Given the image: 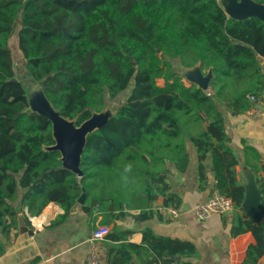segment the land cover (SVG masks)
<instances>
[{"label": "trees", "instance_id": "obj_1", "mask_svg": "<svg viewBox=\"0 0 264 264\" xmlns=\"http://www.w3.org/2000/svg\"><path fill=\"white\" fill-rule=\"evenodd\" d=\"M14 35L30 77L76 126L127 93L114 116L87 137L80 178L63 167L59 151L49 150L56 144L52 123L30 111L10 49ZM174 60L185 68L212 69L211 90L186 85ZM263 61L264 23L230 19L218 0H0V258L19 227L20 208L36 217L56 202L64 211L58 224L83 191L85 204L96 209L91 218L114 225L106 237V264H137L146 248L158 264L194 257L193 244L155 236L151 229L143 231L141 245L130 243L132 231L118 221L130 210H140L135 219L145 221L161 217L159 209L181 205L168 178L170 165L187 170L188 141L200 170L211 155L215 190L241 209L245 188L221 107L239 115L250 108L248 96L262 95ZM245 157L258 171L250 161H259L256 150L246 147ZM243 232L256 239L244 264H257L264 255V222L236 215L232 235Z\"/></svg>", "mask_w": 264, "mask_h": 264}, {"label": "crops", "instance_id": "obj_2", "mask_svg": "<svg viewBox=\"0 0 264 264\" xmlns=\"http://www.w3.org/2000/svg\"><path fill=\"white\" fill-rule=\"evenodd\" d=\"M264 65V61H263ZM264 73V70H263ZM189 85V83H187ZM259 106L262 113L252 118L245 113L234 115L230 110L221 107L224 117V130L237 165L234 167L239 182L247 191L259 192L260 182L264 179L261 174V163L264 160V91L259 97ZM246 147L256 150L259 161L250 159L251 164L258 167V171L246 164ZM189 165L185 172H178L170 165V193L181 199V215L173 219L170 215L161 213L150 220L138 221L135 219L140 210H130L128 216L118 221L123 230H130V243L141 245L143 231L151 229L155 236L171 238L188 242L195 246L196 255L192 258L174 257L172 264H244L249 246L256 244L252 232H243L232 235V228L236 215L250 219L242 209H237L227 215L214 214L206 220H199L193 212L196 204L207 200L215 191V178L212 171V158L208 154L200 170L201 162L196 149L190 141L187 143ZM203 177V179H202ZM201 179L203 181H201ZM22 196V191L19 195ZM53 203V204H51ZM53 208L52 215L43 224L37 225L27 208H20L18 216L19 227L12 231L6 242V253L0 258V264H87L88 238L91 232L100 225L101 217L94 221L90 215L82 211L70 213L65 221L55 224L58 217L64 214L60 205L50 202ZM159 205L162 202H158ZM244 204V203H243ZM50 205V206H51ZM243 207V205H242ZM170 208V207H169ZM45 209V208H44ZM44 211V210H43ZM96 215V209L92 210ZM28 217L29 223L22 217ZM264 222V219L262 220ZM110 233L114 225H107ZM107 239L100 250L101 264H106ZM143 251L136 256L137 264H158L151 261L149 252ZM177 258H179L177 260ZM161 264V263H159ZM257 264H264V255Z\"/></svg>", "mask_w": 264, "mask_h": 264}, {"label": "water", "instance_id": "obj_3", "mask_svg": "<svg viewBox=\"0 0 264 264\" xmlns=\"http://www.w3.org/2000/svg\"><path fill=\"white\" fill-rule=\"evenodd\" d=\"M220 4L230 19L247 21L251 18H257L264 23V5L258 4L253 0H229L227 4ZM182 69L179 72L174 71L180 74L190 85H195L205 92L211 90L210 84L214 78L212 69L206 72L202 71L200 64L193 68H185L182 66ZM41 98L43 102L34 106L29 99L30 108L32 107L30 111L45 116L52 123L53 136L56 144L50 147L49 150L59 151L63 167L73 172L79 178L82 177L83 172L80 165L87 137L101 129L115 113L107 116L103 112L94 113L90 119L83 122L80 126H76L73 121L63 118L52 107L51 103L44 96L42 89ZM209 197L203 202L208 201ZM243 203L241 209L243 208L250 220L254 223H260L264 219V187H260L259 192L250 193L249 190L247 194L245 188V199ZM77 211H82L86 215H90L91 213V207L85 204L84 191L71 208L70 213L72 214Z\"/></svg>", "mask_w": 264, "mask_h": 264}, {"label": "built area", "instance_id": "obj_4", "mask_svg": "<svg viewBox=\"0 0 264 264\" xmlns=\"http://www.w3.org/2000/svg\"><path fill=\"white\" fill-rule=\"evenodd\" d=\"M250 108L248 114L252 118H257L261 115L262 110L259 106V98L255 96H248ZM261 174L264 178V160L261 163ZM235 210V205L229 197L219 193L217 190L213 191L208 201L200 202L193 208V212L199 220H206L214 214L227 215ZM163 213L170 215L173 219H178L181 215L180 209L170 207L161 209ZM110 233V228L107 225H97L91 232L88 238V254L86 258L87 264H101L100 250L106 237Z\"/></svg>", "mask_w": 264, "mask_h": 264}, {"label": "rangeland", "instance_id": "obj_5", "mask_svg": "<svg viewBox=\"0 0 264 264\" xmlns=\"http://www.w3.org/2000/svg\"><path fill=\"white\" fill-rule=\"evenodd\" d=\"M220 3L222 4H227V2L229 0H218ZM17 31V28L15 30V33ZM17 36V34H16ZM14 35V37L11 38L10 40V49H11V53H12V58H13V63L15 66V71H16V75L17 77L20 79V81L22 82L23 86L25 87L29 99L31 101V104L34 105H38V103L43 102L42 98H41V85L40 83L36 82L35 80H33L28 72L27 69L25 67V62L20 54V51L18 49V44H17V37ZM173 67L174 70L176 72L182 71V66L180 65V63L178 61H173ZM185 84L188 85L187 81H185ZM158 84L160 86L164 85V81L159 80ZM190 85V84H189ZM188 85V86H189ZM127 98V93H124L120 96H118V98H116L115 100H109L106 104V108L103 111L104 115H110V114H114L118 108L125 102ZM32 110V107L30 108Z\"/></svg>", "mask_w": 264, "mask_h": 264}, {"label": "bare ground", "instance_id": "obj_6", "mask_svg": "<svg viewBox=\"0 0 264 264\" xmlns=\"http://www.w3.org/2000/svg\"><path fill=\"white\" fill-rule=\"evenodd\" d=\"M54 206H50L47 209L43 211V213L40 215V217H37L34 219L35 223L40 226V224H43V222L52 215Z\"/></svg>", "mask_w": 264, "mask_h": 264}]
</instances>
